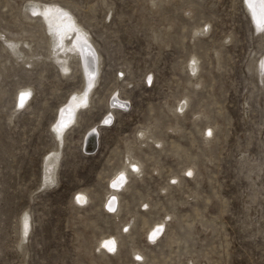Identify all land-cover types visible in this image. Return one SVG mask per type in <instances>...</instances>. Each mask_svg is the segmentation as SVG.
Returning a JSON list of instances; mask_svg holds the SVG:
<instances>
[{
  "label": "rangeland",
  "instance_id": "obj_1",
  "mask_svg": "<svg viewBox=\"0 0 264 264\" xmlns=\"http://www.w3.org/2000/svg\"><path fill=\"white\" fill-rule=\"evenodd\" d=\"M40 1L64 6L87 29L96 83L60 145L51 125L84 84L81 54L64 74L51 35L23 15L31 0H0V264H264V33L245 0ZM19 40L32 47L23 45L27 61L13 52ZM194 52L196 76L186 66ZM24 86L30 98L17 105ZM114 98L123 103L111 108ZM55 149L50 183L43 162ZM135 155L142 174L129 175L106 209L110 180ZM109 234L118 253L98 246Z\"/></svg>",
  "mask_w": 264,
  "mask_h": 264
},
{
  "label": "bare ground",
  "instance_id": "obj_2",
  "mask_svg": "<svg viewBox=\"0 0 264 264\" xmlns=\"http://www.w3.org/2000/svg\"><path fill=\"white\" fill-rule=\"evenodd\" d=\"M258 1H260L261 7L256 8L257 7L256 3ZM258 1L257 2L255 1L256 3H254V1H252V0H245L244 2H246V5L248 6V8L250 10V14L252 15V18L255 22L256 29L258 31L264 33V0H258ZM151 4H152V6H154L155 1L152 0ZM24 9L30 10V14H27L24 11L23 15L26 18H28V19L37 18L39 20L38 23H40L39 25H42L46 30L45 32H48L51 35V37H52L51 45L53 46V48H54L53 50L55 51V53L53 52L54 57H55L54 60L56 62H59L61 70L63 71L64 74H66L67 72H69L71 70V67H70L71 64L69 63L70 62L69 58L71 57V59H72V56L77 55L78 53L81 54V64H82L83 73H84V84H83L81 89L77 90L76 92H73L68 97L67 101L64 103V105L62 106V108L60 110L58 109L59 110L58 116L51 125V131H52L55 139L57 140V142L61 145L64 142V137H65L66 131L73 127L72 125L76 122L77 117L81 113L83 108L85 106H87V104L89 105L90 94H91V91H92V89L96 83V76H97V73H96L97 67L96 66L94 69L96 71L95 75H94V73H92V77L89 76L90 75L89 69L91 68V65H92L91 61H92V57H93L90 55L91 53L89 52V49H88V44L90 43L89 34H88L87 29L83 26L82 23H80L76 19L74 14L69 9L65 8L64 6L62 7L59 4L44 3L40 0H31V5L30 6L25 5ZM207 28L208 27H206V29ZM204 31H206V30H204L203 27L201 29H195L194 34L196 35L199 32L202 33ZM24 42L25 41H20V40L15 41V42L11 43V46H12V48L15 49V50H13V52L15 51L17 56L19 58H21L20 60L27 61V60H29V58H26V56L23 53V45L25 44L24 46L27 47L28 49H31V50H32V47L29 46V42H25V43ZM91 50H92V48H91ZM32 51H31V55L34 54V52H32ZM53 53H52V55H53ZM28 55H30V53H28ZM86 55L88 56L87 59H86ZM86 62H88L89 66L86 65ZM96 65H98V64H96ZM186 66H188L187 72H189L190 75L196 76L198 74V71L201 70L199 68H201V67L199 65V61H198V57L196 56V53L191 55V57L188 61V65H186ZM258 66L260 68L264 69V56H262V58L260 59ZM93 67H94V65H93ZM258 73L261 74V76L262 75L264 76V73L262 74L261 71ZM30 92H31V89L29 88V86L22 87L19 90V92L16 94L15 103L17 105H19V104L27 105V101L30 98ZM115 100H117L119 103L122 102L120 99L114 98L113 101L110 102L111 108H113L114 105H116L115 103H113ZM119 103H117V104H119ZM188 103H189V98L186 95L183 97V99H181L178 102V104L175 108L177 111L184 112ZM189 107H190V105H189ZM200 113H202V112H200ZM195 115H197V114H195ZM203 115H204V113H203ZM106 120L107 119H105V121ZM142 128H144V127H142ZM144 130H146V129H144ZM213 130L214 129L212 128V125L210 127H208L206 132H205V134L207 135L206 137H209L210 135H212ZM141 132H145V131H141ZM150 136H151V133H150ZM144 137H146V136H144ZM151 137H152V139L154 138L153 136H151ZM89 140H90V138L86 141L85 147L91 146V144L89 143ZM144 141H146V140H144ZM154 141L156 142V144L162 143V140L157 139V138H154ZM127 154H129V153H127ZM60 155H61V150L55 149V150H52L50 153H48L44 159V162H43L44 163V172H45L44 174H45V178L47 180L48 179L50 180V183H53L54 181L56 182V178H57L56 173H57L58 166H59ZM129 155H131V154H129ZM131 158H127V164L124 165L122 167V169H120L121 171H119V173L118 172L115 173L116 175L113 176L114 178H112L110 180L111 192L109 193V190H110V187H109L108 188L109 189L108 190L109 195L104 200V207L106 209L112 210L116 206V205L114 206V203L117 202L116 199H117L118 193H119L118 187L119 186H120V188H121V186L126 187V180L129 178V175H133V174L136 175V174H140V172H141L142 161L140 159H136V155L134 157L135 159H131ZM127 165L130 166V170L128 169ZM192 167H195V166H192ZM187 169H188V173H193L195 170V169L193 170L191 167H188ZM141 174H142V172H141ZM176 177H177V175H176ZM176 177H174V178H176ZM89 197L90 196H88V194L86 192L79 191L77 193V195L75 196V201H77V203H80V204H85L88 201ZM117 204H118V202H117ZM118 210H119V208H118ZM109 212L111 213V211H109ZM111 214H113V213H111ZM164 223H165V221L161 220L159 222H156L154 225H152L149 228L148 233L150 232L151 240H156L157 238H159L161 230L164 229V225H165ZM20 228H21V236L23 237L22 239L24 240L26 235L28 236L30 228H31L30 214H29V212H27V210H26V212H24L22 214V216L20 218ZM123 242L124 241H122L121 243H123ZM98 244H99L98 246L100 249H104L105 251L108 250V251L112 252L113 254H115L118 250V247L120 248V246L122 245V244L120 245V242L118 240V236L111 235V234L106 235V236H102L100 238ZM134 249H133L134 254L140 255V257L142 255H144V254H142L143 252L139 251L138 249L136 250V248H134ZM105 253H107V252H105Z\"/></svg>",
  "mask_w": 264,
  "mask_h": 264
},
{
  "label": "snow or ice",
  "instance_id": "obj_3",
  "mask_svg": "<svg viewBox=\"0 0 264 264\" xmlns=\"http://www.w3.org/2000/svg\"><path fill=\"white\" fill-rule=\"evenodd\" d=\"M189 175H191V173H189ZM138 259H139V257H138Z\"/></svg>",
  "mask_w": 264,
  "mask_h": 264
},
{
  "label": "water",
  "instance_id": "obj_4",
  "mask_svg": "<svg viewBox=\"0 0 264 264\" xmlns=\"http://www.w3.org/2000/svg\"><path fill=\"white\" fill-rule=\"evenodd\" d=\"M44 187V185H42Z\"/></svg>",
  "mask_w": 264,
  "mask_h": 264
}]
</instances>
